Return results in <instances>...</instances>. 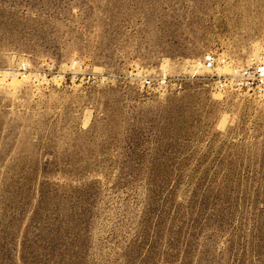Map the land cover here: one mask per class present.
<instances>
[{"label":"rangeland","instance_id":"1","mask_svg":"<svg viewBox=\"0 0 264 264\" xmlns=\"http://www.w3.org/2000/svg\"><path fill=\"white\" fill-rule=\"evenodd\" d=\"M210 52H264V0H0V264H264V96Z\"/></svg>","mask_w":264,"mask_h":264},{"label":"built area","instance_id":"2","mask_svg":"<svg viewBox=\"0 0 264 264\" xmlns=\"http://www.w3.org/2000/svg\"><path fill=\"white\" fill-rule=\"evenodd\" d=\"M63 68L71 67L74 70H78V77L81 80L86 79V74L83 72L84 66L79 60H72L69 64L62 65ZM192 67L201 70L205 69L209 72H217L223 68H232V72L219 76L218 79L214 81V89L218 92H256L264 96V52L259 54L251 55L244 63L232 64V60L225 53H215L210 52L202 59L194 60ZM28 67L26 64L23 68L15 70L13 76H19L28 78ZM44 73V79L49 80L54 85H59L63 83L66 79V72L63 69H59L52 64L49 68V72L44 71L39 72ZM164 80V79H162ZM88 81L92 84H99L101 82L100 76L97 74H89ZM154 81L152 79L145 80V84L148 87L153 85ZM163 85L166 81L161 82Z\"/></svg>","mask_w":264,"mask_h":264}]
</instances>
